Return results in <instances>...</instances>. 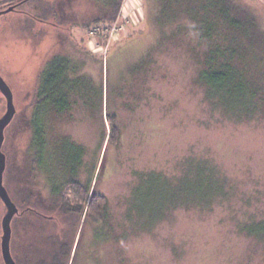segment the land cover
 <instances>
[{
  "label": "rangeland",
  "instance_id": "rangeland-1",
  "mask_svg": "<svg viewBox=\"0 0 264 264\" xmlns=\"http://www.w3.org/2000/svg\"><path fill=\"white\" fill-rule=\"evenodd\" d=\"M233 2L264 37V5ZM159 3L121 0L113 22L100 21L109 16L102 0H30L2 13L0 77L15 108L1 148L3 186L20 211L26 190L45 197L73 180L94 190L105 203L99 264H264V241L240 230L264 218V116L229 120L211 108L198 82L206 45L180 8L163 3L159 11ZM262 51L255 45L251 54L255 80L264 72ZM55 58L70 60L92 92L83 91L66 112L44 115L36 95ZM5 108L0 93V118ZM35 112L41 151L32 167ZM112 127L115 142L108 141ZM188 160L215 167L226 197L197 204L183 188L195 173L181 180ZM5 212L0 201V244ZM24 216L11 221L12 259L49 264L51 249L33 254L35 223ZM77 228L72 252L54 264H95L92 218Z\"/></svg>",
  "mask_w": 264,
  "mask_h": 264
},
{
  "label": "trees",
  "instance_id": "trees-1",
  "mask_svg": "<svg viewBox=\"0 0 264 264\" xmlns=\"http://www.w3.org/2000/svg\"><path fill=\"white\" fill-rule=\"evenodd\" d=\"M102 1L109 16L100 21L113 22L121 0ZM159 1L161 2L157 5L159 11L163 9V3L171 5L173 12L180 8L183 11L181 14L185 13L190 18L191 29L196 30L199 42L206 45L200 61L198 82L203 85L206 101L211 108L229 120L240 121L264 116V72L258 80L250 73V63L257 60L251 56L254 46L261 44L264 55V37L258 32L250 15L239 9L233 0H156ZM83 79V75L73 70L70 60L53 59L43 73L36 110L40 108L44 115L47 109L66 112L72 102L80 98L83 91L92 92L89 84ZM37 115L35 112L31 121L32 139L29 153L32 157V167L36 159H39L41 151ZM109 117L111 119V116ZM115 133L112 127L108 141L115 142L117 137ZM32 167L30 173L34 172ZM183 168L181 180L188 179V176L195 173V180H189L183 188L195 193L197 204L209 205L217 198L226 197L225 180L208 162L188 160ZM53 190H58L59 202L85 205L88 199L89 187L74 180ZM26 192L24 196L26 200H23L25 209L22 211L26 216H30L27 208L31 206L32 193L28 190ZM66 193L69 198H64ZM95 200L103 209L104 201L98 196ZM68 208L64 211H71ZM240 230L248 238L264 241V218L246 222L240 226Z\"/></svg>",
  "mask_w": 264,
  "mask_h": 264
},
{
  "label": "flooded vegetation",
  "instance_id": "flooded-vegetation-1",
  "mask_svg": "<svg viewBox=\"0 0 264 264\" xmlns=\"http://www.w3.org/2000/svg\"><path fill=\"white\" fill-rule=\"evenodd\" d=\"M28 1L30 0H0V16L9 8H12L11 11H14L19 6H22ZM38 92L39 90H37V95ZM37 105L38 100L36 106ZM57 192L58 190H48L45 197H40V195L38 194H35L34 196L32 195L31 197L32 205L30 206V208L27 209L30 211V215L33 216L35 223V225H33L32 227L34 233L32 246L35 249L33 254L36 256V247L39 249V247L41 248L43 246H46L47 248L51 249L48 250L50 255L47 256L49 263L54 264L55 262L64 259L67 253L70 254L72 252V248L74 245L73 240L75 239L78 230L77 227H79L81 224H85L87 220H90L92 218L93 224L95 226L93 235V261L95 264H99V258L97 257V253L100 245L98 244L97 238H99L98 232L100 230L102 209L99 202L95 200V197H100V195L95 193L94 190H88V199L86 204L83 205L81 203L69 204L68 202L65 203V201L59 202L57 200H59L60 196ZM61 197L63 200H65L64 198H69V195H67L66 193L64 198L63 196ZM45 202L48 203L46 204V206ZM66 208L70 209L71 211H64ZM23 214V211H20L17 208V213L14 217L20 218ZM69 215L71 216L72 220L71 224L67 223L69 222ZM60 216L62 217V220L60 219ZM42 222H45L47 224L46 229L45 227H41ZM44 230L47 234L43 233ZM87 233H89V230H87ZM71 240L72 243H70ZM39 243L41 244V246L38 245ZM87 249V252L90 253L91 242H87ZM14 264H16L15 261Z\"/></svg>",
  "mask_w": 264,
  "mask_h": 264
},
{
  "label": "water",
  "instance_id": "water-1",
  "mask_svg": "<svg viewBox=\"0 0 264 264\" xmlns=\"http://www.w3.org/2000/svg\"><path fill=\"white\" fill-rule=\"evenodd\" d=\"M9 8L4 13L11 11ZM0 93L3 95L6 101V108L3 116L0 118V201L3 203L6 212L1 220V256L4 264H14L10 253V239H11V221L15 214L17 213V208L11 201L5 187L3 186V173L5 170L6 159L5 155L2 153L1 148L4 141V130L12 121L15 108L13 106L12 92L4 80L0 77Z\"/></svg>",
  "mask_w": 264,
  "mask_h": 264
},
{
  "label": "built area",
  "instance_id": "built-area-1",
  "mask_svg": "<svg viewBox=\"0 0 264 264\" xmlns=\"http://www.w3.org/2000/svg\"><path fill=\"white\" fill-rule=\"evenodd\" d=\"M258 1L264 5V0H258Z\"/></svg>",
  "mask_w": 264,
  "mask_h": 264
}]
</instances>
